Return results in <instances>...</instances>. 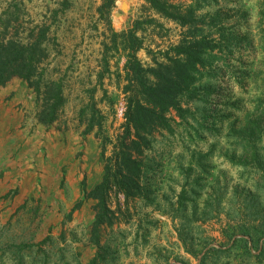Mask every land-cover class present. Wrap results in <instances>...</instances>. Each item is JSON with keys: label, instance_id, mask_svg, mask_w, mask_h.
Instances as JSON below:
<instances>
[{"label": "rangeland", "instance_id": "obj_1", "mask_svg": "<svg viewBox=\"0 0 264 264\" xmlns=\"http://www.w3.org/2000/svg\"><path fill=\"white\" fill-rule=\"evenodd\" d=\"M167 1L187 7L195 0ZM101 3L0 0V33L11 22L7 39L27 43L47 30L39 70L44 82L61 85L64 98L56 120L43 125V102L25 81L15 78L0 89V264H264V255L256 259L229 238L234 226H244L251 236L254 227L264 226V112L257 109L264 105V0H219L197 12L216 40L224 34L249 43L223 53V62L212 65L219 70L216 77L201 83L214 88L211 99L225 118L209 120L185 140V148L182 127L173 137L157 136L146 152V161L157 163L148 174L149 201L137 198L128 213L116 210L117 221L102 230L97 244L91 238L94 201L83 197L82 183L90 190L101 181L104 160L121 132L127 61L121 52L112 53L104 72V44L110 43V30L122 35L142 23L137 58L148 65L153 55L178 43L184 30L145 0H114L108 28L98 13ZM215 16L217 26L210 23ZM94 109L101 131L95 126L85 133ZM230 129L234 140L256 145L261 169L252 161V148L245 155L240 148L234 152L248 168L224 157L235 148L226 138ZM205 167L208 176L201 171ZM112 201L113 210L116 204L125 208L122 196Z\"/></svg>", "mask_w": 264, "mask_h": 264}, {"label": "trees", "instance_id": "obj_2", "mask_svg": "<svg viewBox=\"0 0 264 264\" xmlns=\"http://www.w3.org/2000/svg\"><path fill=\"white\" fill-rule=\"evenodd\" d=\"M145 1L155 13L175 22L184 30L178 43L171 45L164 52L153 55L152 63L148 65L137 58L142 43L136 33L142 27V23L135 22L133 28L122 35L110 30V43L104 44L102 56L104 72H108V59L111 58L112 53L121 52L126 56L127 61L123 76L125 84L121 90L125 103L121 132L116 137L111 156L104 160L101 181L90 190L82 183L83 197L94 201L91 238L94 237L97 244L100 243L102 230L113 226L117 221L116 210L120 213L125 210L128 213L129 204L137 198L149 201L152 191L148 174L154 172L157 163L153 159L146 161L148 159L146 152L153 150L157 136L173 137L177 128L182 127L185 135H181V140L185 148V140L190 141L192 134L198 133V130L206 127L211 121L215 123L225 118L220 113L221 109L211 99L214 88L209 84L201 83L205 79L216 77L219 70L217 71L212 65L216 60L222 61L225 57L222 56L223 53L226 55L232 52V48L237 47L240 42H248L243 37L232 35L226 37L224 34L216 40L206 32L204 27L207 24L197 12L216 5L219 0H195L187 7L173 5L167 0ZM113 2L114 0H102L98 8L99 16L108 28L111 27L110 12ZM219 22L216 16L210 21L216 26ZM10 23L6 21L5 33H0V89L15 78L25 81L28 87L34 90L37 98L43 102L38 121L43 125H50L56 120L58 111L64 104V98L61 85L56 82H44L43 70H39V65L46 58L43 44L46 41L47 30L40 29L33 37V41L22 43L16 38H6ZM222 66L230 67L227 63ZM235 73L232 72V77L237 81L242 75L247 74L243 71L238 77ZM190 103H194L195 106L190 107ZM211 106L214 107L212 111H210ZM226 106L225 104V108ZM230 107L237 108V105L232 104ZM257 109L264 112V105L263 107L257 105ZM96 114L97 111L94 109L87 120L85 133L93 130L95 126L98 130L101 129V121L96 118ZM234 136L231 129L226 134V138L232 140L235 148L230 156L228 151L224 152V157H228L231 163L248 168L245 158L243 156L236 158L234 152L236 148H240L244 150L242 153L245 155V151L252 148V161L257 167L261 166L256 145L254 144L253 147L249 142L248 144L243 140H234ZM207 155L200 158L201 164L206 160ZM200 166L202 168L205 165ZM201 171L206 176L209 175L206 167ZM262 178L264 180V173ZM256 186L258 187V184ZM183 195L184 192L181 197ZM118 196L124 198L123 210L119 204H116V209H112V200L114 198L116 201ZM232 231L229 238L233 245L245 248V253L249 252L256 259L264 255V226L254 227L253 236L249 235L241 225L234 226ZM237 234L249 236L251 246L247 237L233 240ZM211 251L214 250L210 249L207 254ZM204 259L205 257H202L200 262L203 263ZM17 264H21L20 260H17Z\"/></svg>", "mask_w": 264, "mask_h": 264}]
</instances>
